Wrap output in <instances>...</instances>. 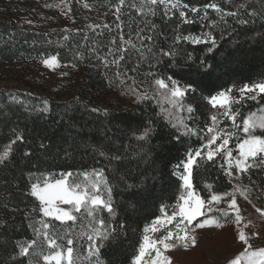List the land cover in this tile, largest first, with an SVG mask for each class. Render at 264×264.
Segmentation results:
<instances>
[{
    "label": "trees",
    "instance_id": "1",
    "mask_svg": "<svg viewBox=\"0 0 264 264\" xmlns=\"http://www.w3.org/2000/svg\"><path fill=\"white\" fill-rule=\"evenodd\" d=\"M182 3L199 10L183 9L187 22L180 9L147 0H0V154L9 150L0 162V264H45V231L64 250L73 241L74 264H133L145 228L177 209L183 164L206 143L210 117L233 130L209 97L232 89L239 98L244 85L264 80V0ZM184 36L200 42L177 39ZM43 55H55L64 73L45 69ZM168 76L195 86L178 106L154 86ZM253 95L232 105L241 127L264 104V94ZM242 136L230 141L233 155ZM227 167L220 154L195 157L191 182L201 199L233 188ZM93 170L111 188L113 213H95L103 228L86 210L69 222L43 216L32 184L71 173L75 185ZM239 175L251 198L264 200V169Z\"/></svg>",
    "mask_w": 264,
    "mask_h": 264
},
{
    "label": "snow or ice",
    "instance_id": "2",
    "mask_svg": "<svg viewBox=\"0 0 264 264\" xmlns=\"http://www.w3.org/2000/svg\"><path fill=\"white\" fill-rule=\"evenodd\" d=\"M123 0H121V3ZM149 5H164L170 6L171 9H180V17L187 22V15L183 9L190 8L192 12H198L197 8H192L188 4L182 3V0H147ZM207 7H211L216 11L221 9L216 4H209ZM143 39V37H141ZM151 39V37H148ZM177 39L192 40L193 43L200 42V37H177ZM214 43V41H213ZM211 51V49H209ZM163 55H171L170 52H164ZM44 66L48 68L58 67L57 58L50 56L43 60ZM167 81V82H166ZM154 85L157 90H164L169 99V103L178 106L182 98L187 95L189 91L195 92V86L193 84H187L181 86L179 81L172 76L165 78H155ZM232 89L220 91L215 95L209 97V103L215 108L219 106L223 111L220 113L227 120L232 122V129H221L217 127L218 117L212 115L210 117L212 124L207 126V133L209 134L206 139L207 148V160H214L217 154L223 156L224 161L228 164V168L225 169L227 175L232 176L233 173L230 170L233 167V153L229 148L230 141L233 137L238 136L241 132L243 136L237 140L236 149L238 155L235 158L234 167L240 173L248 172L251 168L264 169V117L260 120H252L245 118L243 125L236 123L239 109H234L233 104L240 103L241 100L251 99L256 100L254 92L264 94V82L256 83L254 85H244L239 89V98L231 95ZM147 94L139 96L138 99H146ZM46 103V102H45ZM47 111V108L44 109ZM191 111V108H189ZM147 132L144 135L137 137L139 140L145 139ZM17 140L22 137L17 136ZM217 141H220L217 143ZM11 145L9 146V148ZM9 150L6 149L3 154H0V162L5 161L8 158ZM202 150L195 152V157H202ZM194 157L190 156L187 163L184 165L185 175L182 176L186 195L179 197L180 203L178 204V210L173 209L171 215L166 217V221L157 218L153 221V227L151 229L145 228V233L151 231L153 234L161 231L160 225L163 223L173 224L175 221V227L178 231L173 232L165 228L163 231L166 234L160 236L149 237L144 235L138 248V253L134 256L133 264H170V257L164 253L176 247L177 241H183V246L187 247L189 242L195 244V237L190 234L193 228H207V227H223V223L232 219L228 211H221L219 216L209 215L215 210L213 209V203L219 204L225 197H229L227 200L230 209L235 210L234 223L239 225L242 217L239 215V208L237 207L236 193L247 199V189L234 188L232 192H224L223 194L211 193L210 197L205 200L193 190L191 182V169L194 166ZM65 176L70 177L71 173L63 174L61 178L49 181L45 178L43 186L39 184H32L31 195L35 197L40 203V212L45 217H52L59 222L74 221L76 217L74 212L78 213L82 210H86V215L93 218L96 224H99L101 228L104 226V221L95 220V213L97 211H107L109 214L113 213V207L111 202V188L108 186V181L104 175L103 170H93L91 176L88 173L84 174L85 183L71 184ZM105 196L107 198H105ZM61 205L70 206V208L61 207ZM257 212H260L264 216V211L257 208ZM179 217V220L176 218ZM198 217H205L202 220H198ZM196 221L195 224L193 222ZM42 223L43 229H48L47 223ZM183 225V227H181ZM38 231V230H37ZM39 234V231H38ZM93 234L99 236L101 239L106 238V233L99 229H93ZM44 239L48 242L50 249H60L54 251L52 254L44 255L43 260L45 264H74L73 260V241L69 239L67 241L66 252L60 248L56 239L49 236L48 232L43 233ZM93 236H89V240H92ZM237 239L245 245L242 252L239 253L234 259L229 261V264H241V261H246V264H264V248L257 251H251V244L249 238L245 234L243 228L238 232ZM34 241L27 244V246L21 244L19 246V255L26 256L30 252V248L33 247ZM91 247L89 251H91Z\"/></svg>",
    "mask_w": 264,
    "mask_h": 264
},
{
    "label": "rangeland",
    "instance_id": "3",
    "mask_svg": "<svg viewBox=\"0 0 264 264\" xmlns=\"http://www.w3.org/2000/svg\"><path fill=\"white\" fill-rule=\"evenodd\" d=\"M50 56H55V55L41 56L39 58L40 64L44 66L43 60L49 58ZM57 63L59 65L58 67H54L50 69L44 66V68L47 69L48 71L53 72L54 74L62 75L64 73L65 66L62 62L58 60V58H57ZM262 82H264V80ZM0 84H4V82L1 81ZM162 91L164 92V90ZM262 117H264V104L259 106L254 111L248 113L245 118L258 121ZM198 150H202L204 154L207 153V148H205L204 146H202V148ZM195 152L192 153L191 155L194 158H195ZM237 155H238V152H236L233 155V167L230 169L233 175L232 176L228 175L231 182L234 184V186L231 190L226 191V192H232L233 189L236 187L241 188V189H245V188L247 189V192H246V195L248 197L247 199L240 196L239 193H236L237 207L239 208V215L242 217L241 223L239 225L234 223V216L236 212L235 210L230 209L228 206L227 200L230 199L229 197H225L219 204L213 203L212 207L215 211L213 213H209V215L219 216L221 211H228L232 219L228 220L227 222L222 221L223 227L221 228L207 227V228L199 229V228H193L192 226H189V228L191 229L190 234L195 237L196 242L195 244H192L191 242H189L188 246L184 247L183 241H177L175 248L170 249L169 251L164 253L165 255L170 257V264H229V261L231 259H234L237 255H239V253L242 252L245 248V245L242 244L237 239L238 232L241 228H243V230L245 231V234L249 238V243L251 244V249H250L251 251H257L261 248H264V216H262L260 212L256 211L257 208L264 211V200L256 203L255 200L251 198L248 188L246 186L243 187L241 185V182L239 179V176H240L239 172L234 167L235 158ZM189 158L190 156L184 162L183 172L181 174V185L183 187L182 195H186L182 176L186 174L184 170V165L187 163ZM92 172L93 171H89L85 173H88L89 176H91ZM85 173L82 174L83 176L82 182L77 183V184L83 185L85 183V180H84ZM45 178H47L49 181L55 180V179H51L50 176L46 174L43 177L41 176L40 180L36 181L34 184H39L40 186H43ZM65 178L68 179V176H65ZM217 194H223V193H217ZM179 203H180V200H179ZM61 207L70 208V206H66V205H61ZM177 210H178V206H177ZM168 215H171V214H168ZM168 215H161L157 218H161V220L166 221V217ZM157 218H155L154 220H156ZM204 218L205 217H198V220H202ZM179 219H180L179 217L176 218V220H179ZM153 221L147 226V228L151 229V227L154 226ZM195 223L196 221L193 222V224ZM181 227H183V225H181ZM160 228H161V231L155 234L149 231L147 233H144V235H148L149 237H153L154 235L160 236L162 234H166L163 231L165 228L172 230L173 232L178 231V229L175 227V221L173 222V224H167L165 222L160 225ZM41 232L42 230L39 233ZM36 235L38 236L39 234H36ZM28 243H26L25 246H27ZM57 250H60V249H50L47 244V252L45 255L52 254L54 251H57ZM65 264H66V261H65ZM241 264H246V261L242 260Z\"/></svg>",
    "mask_w": 264,
    "mask_h": 264
}]
</instances>
